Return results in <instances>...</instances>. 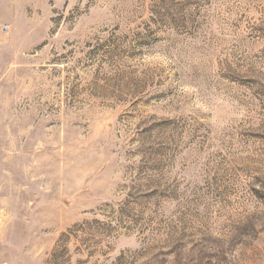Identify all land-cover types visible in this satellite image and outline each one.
Instances as JSON below:
<instances>
[{
  "label": "rangeland",
  "instance_id": "1",
  "mask_svg": "<svg viewBox=\"0 0 264 264\" xmlns=\"http://www.w3.org/2000/svg\"><path fill=\"white\" fill-rule=\"evenodd\" d=\"M0 263L264 264V0H0Z\"/></svg>",
  "mask_w": 264,
  "mask_h": 264
},
{
  "label": "built area",
  "instance_id": "2",
  "mask_svg": "<svg viewBox=\"0 0 264 264\" xmlns=\"http://www.w3.org/2000/svg\"><path fill=\"white\" fill-rule=\"evenodd\" d=\"M0 264H6V263H0Z\"/></svg>",
  "mask_w": 264,
  "mask_h": 264
}]
</instances>
